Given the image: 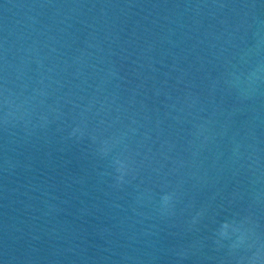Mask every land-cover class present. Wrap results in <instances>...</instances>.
<instances>
[{
    "label": "water",
    "instance_id": "obj_1",
    "mask_svg": "<svg viewBox=\"0 0 264 264\" xmlns=\"http://www.w3.org/2000/svg\"><path fill=\"white\" fill-rule=\"evenodd\" d=\"M0 264H264V0H0Z\"/></svg>",
    "mask_w": 264,
    "mask_h": 264
},
{
    "label": "clouds",
    "instance_id": "obj_2",
    "mask_svg": "<svg viewBox=\"0 0 264 264\" xmlns=\"http://www.w3.org/2000/svg\"><path fill=\"white\" fill-rule=\"evenodd\" d=\"M225 228H227V226H225ZM233 232H238V229H233ZM222 235L227 236V232H223ZM241 237H242V234L238 236L237 239L239 240L241 239Z\"/></svg>",
    "mask_w": 264,
    "mask_h": 264
}]
</instances>
